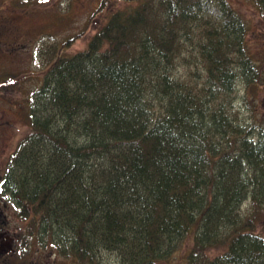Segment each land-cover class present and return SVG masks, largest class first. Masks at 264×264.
<instances>
[{
	"label": "trees",
	"instance_id": "16d2710c",
	"mask_svg": "<svg viewBox=\"0 0 264 264\" xmlns=\"http://www.w3.org/2000/svg\"><path fill=\"white\" fill-rule=\"evenodd\" d=\"M108 1L81 49L45 44L2 166L22 237L72 264H264V51L229 0H99L88 21Z\"/></svg>",
	"mask_w": 264,
	"mask_h": 264
},
{
	"label": "rangeland",
	"instance_id": "374dc122",
	"mask_svg": "<svg viewBox=\"0 0 264 264\" xmlns=\"http://www.w3.org/2000/svg\"><path fill=\"white\" fill-rule=\"evenodd\" d=\"M229 1L246 21L244 39L248 51L254 56L260 55L264 51V21L257 8L248 0ZM98 2L99 0H46L24 5L14 0H0L1 169L8 153L27 129V103L41 82L46 67L45 44L51 43L57 47L56 53H71L81 49L109 9L122 4L121 1H108L106 6L93 13L88 21L89 13L96 8ZM71 36L74 38L70 43L61 47V42ZM236 87L238 93L244 95L245 85L238 81ZM257 88L259 91L255 95L256 112L264 118V90L260 85ZM235 103L239 106V116L244 118L247 108L241 96ZM256 228L264 232V216L257 222ZM37 245L29 247L35 249ZM38 250L44 257L53 258L49 249ZM106 253L102 254L100 264H108L111 260V255ZM56 258V264H72L68 259Z\"/></svg>",
	"mask_w": 264,
	"mask_h": 264
},
{
	"label": "flooded vegetation",
	"instance_id": "af4514ba",
	"mask_svg": "<svg viewBox=\"0 0 264 264\" xmlns=\"http://www.w3.org/2000/svg\"><path fill=\"white\" fill-rule=\"evenodd\" d=\"M3 172L0 168V264H56V257L59 260L60 256L47 237H22L27 219L19 216V203L14 199L11 183H3ZM29 245L37 246L31 249ZM38 249H49L53 258L44 257Z\"/></svg>",
	"mask_w": 264,
	"mask_h": 264
},
{
	"label": "bare ground",
	"instance_id": "6f19581e",
	"mask_svg": "<svg viewBox=\"0 0 264 264\" xmlns=\"http://www.w3.org/2000/svg\"><path fill=\"white\" fill-rule=\"evenodd\" d=\"M45 227V226H44Z\"/></svg>",
	"mask_w": 264,
	"mask_h": 264
}]
</instances>
